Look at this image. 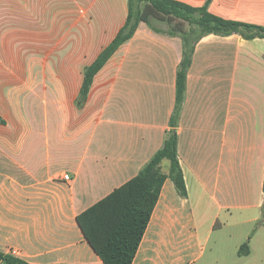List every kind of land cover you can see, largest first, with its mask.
<instances>
[{
  "label": "crops",
  "instance_id": "crops-1",
  "mask_svg": "<svg viewBox=\"0 0 264 264\" xmlns=\"http://www.w3.org/2000/svg\"><path fill=\"white\" fill-rule=\"evenodd\" d=\"M128 3L0 0L1 253L104 264L77 218L163 147L184 54L181 37L141 23L79 110L85 69L125 26ZM209 11L264 27V0H212ZM176 131L188 196L166 180L133 264H264V39L196 44Z\"/></svg>",
  "mask_w": 264,
  "mask_h": 264
},
{
  "label": "trees",
  "instance_id": "trees-1",
  "mask_svg": "<svg viewBox=\"0 0 264 264\" xmlns=\"http://www.w3.org/2000/svg\"><path fill=\"white\" fill-rule=\"evenodd\" d=\"M211 1L208 0L202 7H193L176 0H129V14L125 26L96 61L85 69L84 83L76 99L79 110L85 107L95 76L116 51L134 36L141 23L147 24L157 32L181 37L184 42L183 60L177 71L176 105L170 122L171 130L166 134L163 147L136 177L77 218L86 240L104 264H133L166 180L170 179L174 183L182 198L188 196L179 160L176 129L185 101L187 75L196 44L209 35L222 37L240 35L246 40L264 39L263 26L227 20L214 15L209 11ZM156 23H165L168 30L157 28ZM165 161L169 162L168 173L162 168ZM248 253V245H243L239 254ZM0 262L31 264L1 252Z\"/></svg>",
  "mask_w": 264,
  "mask_h": 264
},
{
  "label": "rangeland",
  "instance_id": "rangeland-1",
  "mask_svg": "<svg viewBox=\"0 0 264 264\" xmlns=\"http://www.w3.org/2000/svg\"><path fill=\"white\" fill-rule=\"evenodd\" d=\"M155 25L157 26V28H159L161 30H165V31L168 30V26L165 23H156ZM162 168H163V171L166 172L169 169V162H167V161L163 162ZM260 253H261V256L264 258L263 247L260 249Z\"/></svg>",
  "mask_w": 264,
  "mask_h": 264
},
{
  "label": "built area",
  "instance_id": "built-area-1",
  "mask_svg": "<svg viewBox=\"0 0 264 264\" xmlns=\"http://www.w3.org/2000/svg\"><path fill=\"white\" fill-rule=\"evenodd\" d=\"M62 179L64 181H70V176L69 175H63Z\"/></svg>",
  "mask_w": 264,
  "mask_h": 264
}]
</instances>
